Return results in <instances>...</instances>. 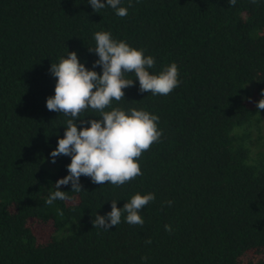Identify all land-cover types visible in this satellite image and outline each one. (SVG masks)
I'll use <instances>...</instances> for the list:
<instances>
[{"label": "trees", "instance_id": "1", "mask_svg": "<svg viewBox=\"0 0 264 264\" xmlns=\"http://www.w3.org/2000/svg\"><path fill=\"white\" fill-rule=\"evenodd\" d=\"M132 5L119 17L111 7L94 12L88 0H0V264H243L248 254L247 264H264V151L251 140L264 112L250 104L264 91V0ZM102 31L145 49L156 61L151 74L176 63L180 84L166 96L141 93L127 74L135 86L104 111L159 116L163 135L137 161L143 174L120 186L81 176L82 191L61 185L69 199L47 205L71 162H51L72 119L46 107L57 82L51 64L75 51L102 74L88 50ZM78 119L100 113L89 108ZM149 192L156 199L139 212L142 227L126 214L110 230L93 227L112 200L123 208ZM30 220L51 224L43 241Z\"/></svg>", "mask_w": 264, "mask_h": 264}, {"label": "clouds", "instance_id": "2", "mask_svg": "<svg viewBox=\"0 0 264 264\" xmlns=\"http://www.w3.org/2000/svg\"><path fill=\"white\" fill-rule=\"evenodd\" d=\"M253 4L257 0H251ZM94 12L99 13L106 7L116 10V15L125 17L128 7L121 5V0H88ZM230 7L236 5V0H228ZM96 46L89 47L99 59L93 63V69L101 67L102 74L89 70L80 63L75 51L68 52L67 58H62L58 64H51L50 73L57 78L54 96L48 97L46 107L49 111L71 116L63 138L58 139V146L51 153V162L61 156H70L67 165L68 175L59 179L55 185L57 190L46 200L52 205L57 199H69L67 192L61 191V185L71 183L72 191H82L81 176L91 178L92 183L104 185L110 182L120 186L142 175L137 162L143 152L150 149L153 143L159 142L163 135L158 129L159 116L145 110L132 108L126 113L121 108L104 111L113 100L124 99V89L135 86L134 79L126 78L134 74L139 81V92H150L153 95H168L179 86L178 66L172 63L159 74H151L155 67V58L145 56V49H136L125 41L113 39L110 32L102 31L94 34ZM257 102V109H264V91ZM100 113V119H78L80 114L88 109ZM77 120L81 127L78 130ZM90 125V126H84ZM156 199L154 193L135 194L123 208L117 207V201H111V211L104 216L96 215L92 221L93 227L110 230L121 222L122 214H126V222L130 225H144V219L139 212ZM171 206L172 201L166 202ZM60 215L62 210L58 209ZM165 230L172 232L170 225ZM146 243H151L147 240ZM147 257H142V261Z\"/></svg>", "mask_w": 264, "mask_h": 264}, {"label": "rangeland", "instance_id": "3", "mask_svg": "<svg viewBox=\"0 0 264 264\" xmlns=\"http://www.w3.org/2000/svg\"><path fill=\"white\" fill-rule=\"evenodd\" d=\"M261 94L253 95L250 104L253 106H257V102L261 99ZM264 112V109H263ZM252 149L253 151H257V149H261L264 151V114L261 115V120L259 121V129L254 130L252 132ZM262 151V153H263ZM29 225L37 236L38 240L43 241L51 232L52 226L48 223H42L36 220H30ZM252 255L248 254L244 258H242V263L247 264L249 259H251Z\"/></svg>", "mask_w": 264, "mask_h": 264}]
</instances>
